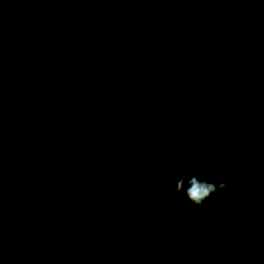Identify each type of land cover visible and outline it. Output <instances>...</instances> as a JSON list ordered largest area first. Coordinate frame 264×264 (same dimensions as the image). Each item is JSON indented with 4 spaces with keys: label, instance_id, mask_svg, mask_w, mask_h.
<instances>
[{
    "label": "trees",
    "instance_id": "trees-1",
    "mask_svg": "<svg viewBox=\"0 0 264 264\" xmlns=\"http://www.w3.org/2000/svg\"><path fill=\"white\" fill-rule=\"evenodd\" d=\"M82 2L92 7L115 6L122 14L124 35L120 30L85 27L77 0H0V126L5 123L11 92H24L34 85L35 69L27 54L35 53L45 62L54 61L53 69L39 81L37 93L53 121L56 139L41 149H30L41 153L29 155L36 166L28 164L24 171L82 179L94 188L100 178L126 174L145 157L151 144L148 132L158 121L151 98L132 92L137 56L131 64L129 47L159 35L194 57L201 50L204 31L210 40L238 51L247 42L246 26L253 15L261 10L264 16V0ZM258 116H264V108L251 113L247 134L222 137L217 151L204 160L208 173L224 177L237 187L227 202L211 196L201 205L194 204L203 214L206 209L210 211L201 216L198 224H219L218 229L208 235L202 233V238L192 235L187 244L191 248L177 254L164 250L162 254L168 253L172 263L195 264L201 260L206 264L214 260L215 250L231 248L223 245L222 238H235L236 246L247 238L246 255L237 264H264V125L258 124ZM10 169L7 173L14 174V165ZM153 177L159 182L162 179ZM161 185L145 189L109 188L107 200L98 212L115 204L129 211L128 201H149L157 195H163L165 202L190 203L185 193L176 197L164 193ZM242 201L249 205L243 207ZM22 217L35 221L47 218L72 230L85 231L39 213L0 211V229L8 232V237L0 239V264H35L31 263L34 250L28 247L42 243V239L38 234L20 237L18 233L15 237L11 232L13 218L18 221ZM92 221L107 223L101 219ZM129 228L139 234L135 228ZM84 233L95 236L89 231ZM157 238L154 234L153 239ZM53 243L52 249L56 246ZM142 262L148 264L144 257Z\"/></svg>",
    "mask_w": 264,
    "mask_h": 264
},
{
    "label": "rangeland",
    "instance_id": "rangeland-1",
    "mask_svg": "<svg viewBox=\"0 0 264 264\" xmlns=\"http://www.w3.org/2000/svg\"><path fill=\"white\" fill-rule=\"evenodd\" d=\"M82 1L83 0H77L83 17L82 24L85 27L104 28L114 32L120 30L124 35L122 14L115 6L102 5L101 7H92ZM249 28L251 33L248 45L245 48L240 49L239 53L235 51L232 52V49H221L218 45H213L212 42L207 41L204 45L206 50L199 54L198 51L196 55L191 58L186 52L178 50L175 45L164 41L159 35L149 36L148 39L139 44L136 42L132 47H129L131 64L135 62L133 57H135V55L137 56V61L134 65V83H136V80L139 77L141 63L144 64V70L147 74L155 71V74L160 80L166 77L179 79L185 75H196L199 71L204 70L212 61L210 56L212 55V52H208L211 46L213 47L214 54L222 63L219 65V72L225 70L224 65L231 66L232 70H240L239 68L245 65L247 58L252 52L254 53L257 51L255 53L264 55V16L260 17V10L253 15ZM202 32L204 38V40H202L203 44L206 41L204 36L206 33L204 31ZM27 58L35 69L34 85L29 86L22 93L12 91L10 99L14 95H22L16 96L18 98H22L23 96L27 97L23 100L29 103L30 106L34 107L39 114L38 116L44 119L45 129L47 130L48 135L41 136L32 134V136H28V127L15 129V131L18 135V139L22 138L23 145L21 148H25L28 145L43 147L47 140L54 141L56 139V132L54 131L53 121L50 115L44 109L42 98L38 96V93L35 94L36 89H34V86H37L39 75L46 76L47 73L53 69L54 61L45 62V59L38 57L35 53H28ZM255 62L258 70L264 74V61L256 59ZM260 79L261 81L257 78V74L254 71L248 72L243 76L230 77V84L226 85V87L228 86L226 91L229 92V97L232 98V100H230L232 114L234 118L240 120V124L235 123L236 121L234 122L233 117L229 120H225L227 122L221 123L220 126L215 128L216 136H214V140L216 141L214 143L209 138L204 137L201 129L197 132H189L187 144L184 149H181V154L178 157V160L181 161L180 165L183 170L187 173L195 174L198 176V179L206 177L207 179H205L210 182H224L227 185V189L211 196L214 198L219 196L226 202L229 201L228 197H230L231 191L237 187L236 184L229 180H225L224 177H217L208 173V167L204 160L217 151L218 147L221 145L220 139L222 137L225 139L227 136L231 135V133L242 135L248 133L249 122H251V113L254 111L257 112V109L261 110L264 108V80L262 78ZM28 90L30 98L27 95ZM23 100L21 99V101ZM259 105L262 107L260 108ZM5 115L6 117L4 118L7 123L9 120L8 105L5 110ZM258 124L262 126L264 125V116L258 118ZM195 127L198 128L197 125H195ZM22 156L23 154H21L20 159H23ZM150 177L153 176H147L148 179H150ZM171 180L172 179L167 177L160 180L159 183L162 184L161 187L164 189V193H173L177 195L176 197L185 193L184 191L176 192L175 189H172ZM159 183H152L151 187H158ZM186 187L187 185H185V189ZM162 196L163 195H157L156 198L152 200H145L144 202L137 203L135 202V199H133L131 202L128 201V205L126 206L129 211L124 209V217H126L127 221H133L130 219L131 217L132 219H135L134 221L138 224L141 222L142 226H140L143 229L145 227L148 231L152 232V234L148 232L152 237L154 234L158 237L156 240L154 239V241L156 247L161 253L164 252V250H169L177 254L178 251L180 252L187 247L191 248V246H187V244L192 241V235L201 237L202 233L208 235V232L218 229L219 224H207V222L206 224H202V226H200L201 224H198V220L201 219V216L210 212L208 209H206L203 214L200 210L198 211L195 207L196 205L194 206L192 202L187 203L185 200H179V203L165 202L164 197ZM240 204L244 207L249 205V202L242 201ZM114 206H116V204L106 206L105 212H100V214H105L106 211L108 213V208L111 210V208H115ZM13 219L15 225L14 230L11 232L14 231L15 237L18 236V233H20V237L28 233V235L38 234L39 238L42 239V243L33 244L28 247L29 250H34L31 251L33 253L31 261L34 260L31 263L143 264L142 259L143 257L145 258L149 252L153 256L155 255L153 253L155 249L152 248L151 242L149 240H142L141 238H145V236L141 233L138 235L137 233L135 234L127 224L117 222L112 224L108 222L109 220L100 218L101 220L107 221L106 224L100 222L102 224L101 226L104 225L105 228L110 227L112 228V231L107 228L111 232V234H105L106 236L109 234L107 237L103 236L102 233L94 232L95 237L84 233L86 230L84 232L76 229L72 230L66 225L59 224L56 221L47 218L38 219L39 222L24 217L18 221H16L15 218ZM118 225H122V227H119ZM7 233L6 230L0 229V239L8 237ZM118 235H120V238H118ZM222 239L224 241L223 245L236 247L235 243L237 240L235 238ZM12 240H14V238ZM54 241L56 246L52 249L50 245ZM246 245L247 238H243L238 249L242 255L247 251L245 249L247 247ZM165 254L168 255L166 252ZM154 259L159 258L155 257ZM169 261L172 263L171 258H169Z\"/></svg>",
    "mask_w": 264,
    "mask_h": 264
},
{
    "label": "water",
    "instance_id": "water-1",
    "mask_svg": "<svg viewBox=\"0 0 264 264\" xmlns=\"http://www.w3.org/2000/svg\"><path fill=\"white\" fill-rule=\"evenodd\" d=\"M211 54L212 61L204 70L196 75H185L179 79L166 77L153 81L140 64V74L136 83L135 80L133 82L132 92L151 98L158 121L148 132L151 144L145 157L126 175L102 177L94 188L85 185L82 179L75 181L48 174L0 176V211L39 213L79 229L102 233L103 236L111 232L101 224L94 223L92 219L103 218L111 222L127 224L137 228V231L144 235L155 249L154 256L149 252L145 257L148 264H156L155 257L159 258L161 264H173L161 255L150 233L137 222L126 220L121 208L116 206L111 210L108 208L109 212L105 214H100L98 209L106 202V192L109 188H129L138 185L141 176L170 178L171 188L174 189L176 178L181 173L180 169H183L178 157L181 149L187 144L189 132H197L201 129L204 137L214 143L215 128L226 122L223 119L224 114L234 118L232 110L226 106V102L230 100L225 98L229 97L226 85L230 84V77L243 76L254 71L257 77L264 80V74L258 70L255 62L258 57L264 59L262 54H251L245 65L239 68L240 70H232L231 66L224 65L225 70L222 72H219V65L222 63L214 52ZM15 96L18 95L12 96L7 103L8 115ZM21 107L23 110L24 106ZM25 120H8L7 131L10 128L23 127L27 121ZM234 122L240 124L239 119L234 118ZM186 124L187 128L183 129ZM13 148L14 138L11 135L4 137L0 142V171ZM205 178L200 180H206ZM114 214L116 216H113ZM198 264L204 263L199 261Z\"/></svg>",
    "mask_w": 264,
    "mask_h": 264
},
{
    "label": "flooded vegetation",
    "instance_id": "flooded-vegetation-1",
    "mask_svg": "<svg viewBox=\"0 0 264 264\" xmlns=\"http://www.w3.org/2000/svg\"><path fill=\"white\" fill-rule=\"evenodd\" d=\"M263 15V14H262ZM260 17H261V10H260ZM263 17V16H262ZM251 23V22H250ZM250 23L246 26V28H247V30H248V33H249V36L247 37V42L245 43V46H244V48L248 45V40H249V37H250V28H249V25H250ZM204 36H205V42L203 43V44H201V51H199L198 52V54L200 53V52H202V51H205L206 50V47L204 46L206 43H207V41L208 42H212V44L213 45H218V47L219 48H221V49H226L225 48V45H221V43L220 44H218L215 40H210V38H209V36H208V34H204ZM213 47L211 46L210 47V49L208 50V52L212 49ZM233 51L232 52H237V53H239V50H240V48L238 49V51L237 50H235L234 48L232 49ZM242 51H244V50H242ZM246 51H247V49H246ZM245 51V52H246ZM255 52H257V51H255ZM255 52L253 53H251V54H255ZM250 54V55H251ZM191 58H193V57H191ZM189 59V58H188ZM258 60H262V61H264V59L263 58H260V57H258ZM45 76H38V82H37V86H34V89H36L35 91H36V93L35 94H37V91H38V89H37V87H38V85H39V81L41 80V79H43ZM260 81H261V79H260V77H257ZM27 88V87H26ZM14 91H17V92H20V91H18V90H14ZM22 93V92H21ZM35 94H33V95H35ZM27 95L29 96V98H30V95H29V90L27 91ZM18 96H22V95H18ZM9 99H10V97H9ZM9 99H8V101H9ZM24 101V100H23ZM263 104H264V102H263ZM259 107H261L260 105H259ZM39 115V114H38ZM5 117H6V115H5ZM40 117V116H39ZM41 118V117H40ZM4 120H5V118H4ZM42 122H43V125H44V127H45V123H44V120H42ZM227 122V121H226ZM7 126H8V122L6 123H4L2 126H0V142L4 139V137H6V136H8V135H11L13 138H14V148H13V151H12V153L8 156V158H7V160H6V162H5V165H4V167H3V169L0 171V176H10V175H19V174H27L26 173V171H24L25 170V167H27L28 166V164H31V165H33V166H36V164H34L33 162H32V159L30 158V156L29 155H32V154H35V153H41V151H35V150H30V149H32V148H34V147H36L37 149H41V148H43V147H45V146H47L48 145V142H49V140H47V142H46V144L43 146V147H38V146H34V145H28L27 147H25V148H21L22 147V145H23V141L21 140L22 138H19L18 139V135L16 134V131H15V129H20V128H15V129H12V128H10V130L9 131H7ZM22 128V127H21ZM46 128V127H45ZM44 128V129H45ZM27 129H29V133L27 134L28 136H32V134H36V135H41V136H47L48 135V133H47V130L45 129V130H40L39 129V131H37L36 129H31V128H27ZM25 131H27V130H25ZM46 133H45V132ZM221 140V139H220ZM0 151H1V149H0ZM24 151V152H23ZM21 154H23V156H22V158H29V161H27V162H24L23 161V159H20V156H21ZM29 162H31V163H29ZM12 165H14V170H15V173L14 174H8L7 172H10L11 171V169H10V167L12 166ZM17 165H19V167H17ZM27 175H42V174H27ZM124 175H126L125 173L124 174H122V176H124ZM155 177H150V179H148L147 178V176H141L140 177V181H139V184L138 185H135V186H132V187H129V188H146V187H148V186H150L151 187V185H152V183H154V184H158L159 183V181H155ZM153 188H155V187H153ZM134 189V190H135ZM12 211V210H11ZM14 212H18V211H14ZM121 212H123V211H121ZM116 216V215H115ZM108 229L110 230V231H112V228H110V227H108ZM236 244V243H235ZM239 247H240V245H238V246H236V247H232L231 246V248H227V249H223V250H221L220 251V249H217V250H215V255H214V260L213 261H210L209 263H207L206 262V264H237V262H238V259L239 258H241L243 255H246V253L245 254H241L240 252H239ZM246 249V248H245ZM159 250V249H158ZM160 252V251H159ZM161 253V252H160ZM161 255L163 256V257H165V259L168 261V262H170L169 261V255H165V254H162L161 253ZM199 261H201V260H197L196 261V263L195 264H198V262ZM154 262L156 263V264H161V262H160V260H158V259H154ZM205 263V262H204Z\"/></svg>",
    "mask_w": 264,
    "mask_h": 264
},
{
    "label": "clouds",
    "instance_id": "clouds-1",
    "mask_svg": "<svg viewBox=\"0 0 264 264\" xmlns=\"http://www.w3.org/2000/svg\"><path fill=\"white\" fill-rule=\"evenodd\" d=\"M210 51L214 52L213 49ZM185 185H187L186 189ZM174 189L176 192L184 191L186 198L190 202L195 205H201L209 196L225 191L227 185L224 182L215 183L208 180H200L195 174L185 175L184 172H181L176 178Z\"/></svg>",
    "mask_w": 264,
    "mask_h": 264
},
{
    "label": "bare ground",
    "instance_id": "bare-ground-1",
    "mask_svg": "<svg viewBox=\"0 0 264 264\" xmlns=\"http://www.w3.org/2000/svg\"><path fill=\"white\" fill-rule=\"evenodd\" d=\"M141 68H143V70H144V64L143 63H141ZM147 75L153 81L159 80L157 75L155 74V71H152L150 74H147ZM24 98H27V97H25V96H23L22 98H18L16 96L14 97V99H13L14 102H12L10 109H9V115H8L9 120L10 121H19L21 119H26L27 121L25 120L26 123L23 127L36 129L37 131H39V129L45 130L44 129L45 127H44L43 122H42V120H44V119L40 118L38 116V113L36 112L34 107L30 106L29 103H27L25 100L21 101V99L23 100ZM225 98L230 100V98L228 96H226ZM226 104H227L226 105L227 108L229 107V110H230L231 109L230 101L226 102ZM21 106H24L23 110H21V108H22ZM231 118H232L231 115L224 114V117H223L224 120H227V119L229 120ZM186 128H187V124L185 125V127L183 129H186ZM180 172H184L185 175H191V173L187 174V172L184 171L183 169L182 170L180 169Z\"/></svg>",
    "mask_w": 264,
    "mask_h": 264
},
{
    "label": "crops",
    "instance_id": "crops-1",
    "mask_svg": "<svg viewBox=\"0 0 264 264\" xmlns=\"http://www.w3.org/2000/svg\"><path fill=\"white\" fill-rule=\"evenodd\" d=\"M119 208V207H118ZM117 209V208H116ZM113 216H115V214L113 215Z\"/></svg>",
    "mask_w": 264,
    "mask_h": 264
}]
</instances>
